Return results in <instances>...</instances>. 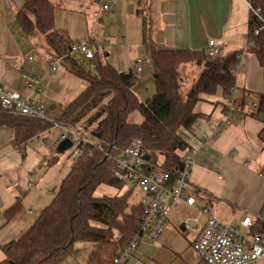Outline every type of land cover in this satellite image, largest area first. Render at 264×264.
Wrapping results in <instances>:
<instances>
[{"label":"trees","instance_id":"1","mask_svg":"<svg viewBox=\"0 0 264 264\" xmlns=\"http://www.w3.org/2000/svg\"><path fill=\"white\" fill-rule=\"evenodd\" d=\"M254 2L264 9V0ZM55 11L50 0H23L17 21L27 39L36 41L35 48L49 59L64 58L67 70L87 83L86 90L63 108L58 121L80 125L102 143L91 153L83 150L34 224L18 240L2 246L5 259L0 264H62L78 253L75 245L81 242L93 245L87 264H114L119 251L138 232L145 207L143 202L130 203L133 189L123 191L126 185L114 174V159L140 140L150 164L176 175L183 156L192 149L187 134L203 118L196 113L198 104L219 89L231 95L239 54L209 58L206 51H161L143 17V46L154 71L156 92L142 103L134 92L138 79L130 71L119 72L100 61L96 77L82 70L71 57L68 36L56 29ZM249 37L264 67V32L255 36L251 25ZM188 66L202 70L183 93L182 75ZM136 111L143 117L141 124L129 121ZM257 113H264V94L258 97ZM0 127L11 129L17 145H24L52 126L44 120L0 112ZM102 187L118 194L98 195ZM22 212V203L17 201L4 212L5 223Z\"/></svg>","mask_w":264,"mask_h":264},{"label":"crops","instance_id":"2","mask_svg":"<svg viewBox=\"0 0 264 264\" xmlns=\"http://www.w3.org/2000/svg\"><path fill=\"white\" fill-rule=\"evenodd\" d=\"M50 1L56 6V29L66 33L71 42L85 41L84 38L72 40L74 24L86 23L89 26L92 23L94 28L100 24L106 45L89 41L96 47V56L100 48L104 49L110 45L113 48L123 49L130 55L129 66L120 68L119 72L130 71L135 61L142 59L144 70L139 78L140 82L146 79L151 70L154 73L150 62L146 67L147 61H144V56L147 54L143 46V17H147L151 38L157 49L161 51L207 52L209 42L214 41L221 55L239 54L233 95L235 114L232 123L220 135L214 137L228 113L227 102L230 96L225 95L222 89L212 96H203L196 108V113L203 118L187 134L189 145L197 151L190 180L196 188L194 197L197 205L207 208L213 218L223 223L237 224L250 218L253 222L252 232L263 233L264 113H257L253 105H258V97L264 94V67L250 41L251 19L246 1ZM105 5L111 7L110 12L104 10ZM22 6L23 0H0V85L11 92L33 98L38 96L29 92L21 80V74L29 66L26 59L33 56V53H38L47 62L49 58L42 50H36L35 41L27 39L20 29L17 13ZM36 63L38 70L41 69L46 73V79L43 78V81L46 82L56 73H48L47 66L42 65L41 59L36 60ZM136 87L134 92L138 97ZM56 109L55 107L54 110ZM202 135L210 138L206 149H201ZM35 141L36 139H33L28 144H33ZM28 144L17 145L14 132L9 128L0 127V209L5 212L20 201L23 207V212L20 214L22 219L30 216L23 218V213L32 211L30 208L24 210V205L26 206L24 201L35 186L32 173L34 168L27 165L29 154L26 148L28 146L36 148L37 145ZM32 160L35 161L34 167L38 165L37 170L48 161L45 156L36 157L35 153L32 155ZM53 160L49 162L50 165ZM50 195L53 197V193ZM145 198L141 202L148 200V197ZM33 214L32 211L31 215ZM193 214L191 208L181 204L171 213L162 236L156 241L143 239L133 257L121 264H136V262L156 264L149 258V249L156 247L155 242L175 234L177 229L194 236L193 241L190 242V247L193 249L196 233L189 231L185 226L187 217ZM182 217L185 218L184 223L180 222ZM183 227L185 231H182ZM164 242L166 238L163 239L162 244ZM3 257L0 263L5 259L4 253ZM198 264L205 263L200 259Z\"/></svg>","mask_w":264,"mask_h":264},{"label":"built area","instance_id":"3","mask_svg":"<svg viewBox=\"0 0 264 264\" xmlns=\"http://www.w3.org/2000/svg\"><path fill=\"white\" fill-rule=\"evenodd\" d=\"M250 12L251 25L255 36L264 32V9L256 6L254 0H245ZM110 12L109 5L104 6ZM106 45V43H104ZM96 47L87 41L71 42L70 52L79 53L88 60L96 57ZM220 54L219 47L214 41L209 42L207 55L214 58ZM64 58L48 59V73H55ZM29 65L21 74V80L26 89L35 96L42 92L43 78L38 75V65L33 56L26 59ZM144 62L142 59L135 61L131 75L138 79L143 74ZM234 91L227 102V116L219 125L214 137L225 130L233 121L235 107L233 102ZM256 110L258 105H253ZM0 112L11 115L44 120L45 108L35 98L24 97L20 93L11 92L0 85ZM50 122V121H48ZM59 130L61 142L70 140L78 146V157L83 155L84 149L90 153L102 143L90 131L82 126H72L62 122H50ZM201 149H206L210 138L201 137ZM197 151L191 149L182 158V165L176 175L153 166L145 159L143 143L133 141L128 147L120 151L114 159V174L125 185L140 190L148 197L144 203V211L136 235L122 248L114 264H121L133 257L143 239L158 240L165 232L171 213L181 204L194 211L186 219V228L196 233L193 250L205 264H264V233L252 232V219L246 218L240 224L223 223L210 215L207 208L198 206L194 197L196 188L190 177L194 166ZM32 211L23 213V218L31 215ZM148 264V263H142Z\"/></svg>","mask_w":264,"mask_h":264},{"label":"rangeland","instance_id":"4","mask_svg":"<svg viewBox=\"0 0 264 264\" xmlns=\"http://www.w3.org/2000/svg\"><path fill=\"white\" fill-rule=\"evenodd\" d=\"M65 24H67V22H65ZM72 29V40L76 41L77 39L75 38H84L87 42L93 41L98 45H101V43H103L102 46H105L103 41V31L102 28H100V24H98V26L94 28L92 23H90L89 26H87L86 23H82V25L79 23L74 24ZM119 48L120 47L113 48L111 45L105 47L104 49L100 48V50H98V57L94 60H87L84 56L79 53H72L71 57L75 60V62H77V64L82 68V70H84L91 76L96 77L98 74V61L103 63L107 61L109 64L117 68V70H120V68H125L126 65L128 68L130 55L123 49ZM35 49L40 50L38 48ZM96 52L97 50L95 49V53ZM107 55L108 57H106ZM33 56L37 61L41 59L42 65H47V61L42 59L38 53H33ZM144 57V61H147V67L150 64L147 56ZM200 70H202V68L197 66H188L185 68L182 75L183 93H185L190 88L192 82L196 80L200 73ZM38 75L46 79V73L43 70L39 69ZM55 76L57 78H55ZM86 88L87 83L85 81L70 73L65 67V65L60 64L58 66L57 72L50 76V79H47L46 82L45 80L43 81L41 95L33 98H35L40 105L44 106L45 118L48 121L58 122L64 106H66L73 98H76L82 92H84ZM136 91L139 100L142 103L146 102L155 94L156 86L154 81V73L152 72V70L145 80H143L142 82L138 80ZM52 106H55L57 109L51 111L50 109ZM129 121L134 124H141L143 122V117L140 112L136 111L130 115ZM51 126L53 127L52 124ZM52 127L47 132L43 133L44 135L42 134L43 136L41 138H39L41 135L35 137L34 139H36V141L33 144H28L29 142L26 143L28 145H37V149L33 146H28L26 148V152L29 154L27 165L29 167L34 168V171L32 173L34 177L35 186L32 189V193H30L25 198L26 201H24V204L26 203V206L24 205V210L30 208L32 209L34 214L28 216L27 219H22L20 215H18L13 221L6 224L4 212L0 209V261L2 260V258H4L2 246L14 240H18L20 236L24 232H26V230H28L30 226L34 224V222L38 219L44 208L52 202L54 195H56V193L58 192L62 179L68 174L70 168L78 160L77 145H75L72 149L63 154L57 152V147L61 143L60 134L58 129ZM33 153H35L36 157H39L41 155L45 156L48 159L47 163H45V165H43L40 170H37L38 165L34 167L35 159L32 160ZM53 158L56 159V161L54 162V164L50 165L49 162L53 160ZM42 160H44V158ZM131 189H133L132 197L130 199L131 204L136 205L144 200L146 195L143 194L140 190L134 189L129 185H126L123 191H130ZM50 193H53V197L52 195H50ZM97 194L114 196L117 195L118 192L114 189L102 187L98 190ZM180 220L181 223H184L185 218L182 217V219ZM165 238L166 242L162 244L163 239ZM163 239L155 242L157 243L156 247L149 249V258L152 259L154 263H199V256L190 247V242H192L194 239V236L192 234L188 235L187 232L183 233L179 229H177V232L175 234H172L168 237H164ZM75 247L78 249V253L75 256L69 257V259L67 258L63 262L64 264L87 263L93 245L90 243L81 242L77 243Z\"/></svg>","mask_w":264,"mask_h":264},{"label":"water","instance_id":"5","mask_svg":"<svg viewBox=\"0 0 264 264\" xmlns=\"http://www.w3.org/2000/svg\"><path fill=\"white\" fill-rule=\"evenodd\" d=\"M54 109L55 107H52L50 110L53 111ZM72 148H73V143L70 140H64L58 145L57 151L58 153L63 154ZM145 159L147 160V157H145ZM182 231H185L184 227L182 228Z\"/></svg>","mask_w":264,"mask_h":264}]
</instances>
